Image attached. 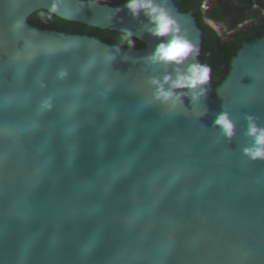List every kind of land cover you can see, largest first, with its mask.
<instances>
[{"label":"trees","instance_id":"obj_1","mask_svg":"<svg viewBox=\"0 0 264 264\" xmlns=\"http://www.w3.org/2000/svg\"><path fill=\"white\" fill-rule=\"evenodd\" d=\"M51 2L0 0V264H264V162L242 154L245 114L264 126V0H170L212 69L186 109L152 98L146 18L108 23L126 0L44 23Z\"/></svg>","mask_w":264,"mask_h":264},{"label":"clouds","instance_id":"obj_2","mask_svg":"<svg viewBox=\"0 0 264 264\" xmlns=\"http://www.w3.org/2000/svg\"><path fill=\"white\" fill-rule=\"evenodd\" d=\"M61 3L62 0H52L46 12L41 10L38 13L41 21H52ZM123 9H127L128 15L133 19L138 20L141 15L145 17L147 23L144 24V31L158 40L153 51L145 57L154 64H162L164 68L162 76L148 78L152 98L160 104L171 101L174 108L177 105L185 108L184 98H188L190 103H195L204 97L207 93L205 85L211 80V66L198 62L200 48L189 39L186 31H182L173 14L170 0H126L123 6L112 8L107 18L108 23L110 24ZM134 35L132 30L124 29L120 36L121 47L133 50L136 47ZM67 75V70L61 69L57 78L64 79ZM45 86L43 82L40 83L41 88ZM48 100L50 101L51 97ZM45 107L50 110L51 103H46ZM208 111L205 105L200 117L207 115ZM244 119L243 135L251 143L242 149V154L249 161L264 162V126L258 123V116L246 113ZM212 128H218L228 142L236 135V125L224 105L213 120Z\"/></svg>","mask_w":264,"mask_h":264},{"label":"built area","instance_id":"obj_3","mask_svg":"<svg viewBox=\"0 0 264 264\" xmlns=\"http://www.w3.org/2000/svg\"><path fill=\"white\" fill-rule=\"evenodd\" d=\"M204 14H205V16H206V21H205V22L209 24L208 12H207V7H206V6H204ZM210 38L212 39L211 36H210Z\"/></svg>","mask_w":264,"mask_h":264},{"label":"crops","instance_id":"obj_4","mask_svg":"<svg viewBox=\"0 0 264 264\" xmlns=\"http://www.w3.org/2000/svg\"><path fill=\"white\" fill-rule=\"evenodd\" d=\"M9 251H10V250H9V249H7V252H6V253H9Z\"/></svg>","mask_w":264,"mask_h":264}]
</instances>
